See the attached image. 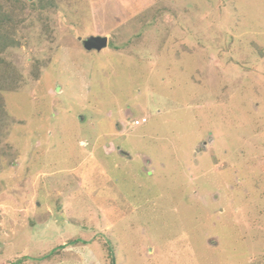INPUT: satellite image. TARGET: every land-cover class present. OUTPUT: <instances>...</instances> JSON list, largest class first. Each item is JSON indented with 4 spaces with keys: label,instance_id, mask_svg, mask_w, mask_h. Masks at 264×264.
Returning a JSON list of instances; mask_svg holds the SVG:
<instances>
[{
    "label": "rangeland",
    "instance_id": "rangeland-1",
    "mask_svg": "<svg viewBox=\"0 0 264 264\" xmlns=\"http://www.w3.org/2000/svg\"><path fill=\"white\" fill-rule=\"evenodd\" d=\"M0 26V264H264V0H0Z\"/></svg>",
    "mask_w": 264,
    "mask_h": 264
},
{
    "label": "water",
    "instance_id": "water-1",
    "mask_svg": "<svg viewBox=\"0 0 264 264\" xmlns=\"http://www.w3.org/2000/svg\"><path fill=\"white\" fill-rule=\"evenodd\" d=\"M81 40V38H80ZM83 47L87 51H102L108 47L109 40L107 37L91 36L86 40H82Z\"/></svg>",
    "mask_w": 264,
    "mask_h": 264
},
{
    "label": "trees",
    "instance_id": "trees-1",
    "mask_svg": "<svg viewBox=\"0 0 264 264\" xmlns=\"http://www.w3.org/2000/svg\"><path fill=\"white\" fill-rule=\"evenodd\" d=\"M52 5V3H50ZM3 26H0V28ZM11 45V38H10V34H6V33H0V46H8ZM112 251L111 249H109V254L111 255ZM115 259H112V263H114Z\"/></svg>",
    "mask_w": 264,
    "mask_h": 264
},
{
    "label": "built area",
    "instance_id": "built-area-1",
    "mask_svg": "<svg viewBox=\"0 0 264 264\" xmlns=\"http://www.w3.org/2000/svg\"><path fill=\"white\" fill-rule=\"evenodd\" d=\"M148 121H149V119H148V117H146V116L143 117V118H141V119H136V120H134V121L131 122V127H132V128H138V127H141V126L147 124Z\"/></svg>",
    "mask_w": 264,
    "mask_h": 264
},
{
    "label": "crops",
    "instance_id": "crops-1",
    "mask_svg": "<svg viewBox=\"0 0 264 264\" xmlns=\"http://www.w3.org/2000/svg\"><path fill=\"white\" fill-rule=\"evenodd\" d=\"M108 46H109V44H108Z\"/></svg>",
    "mask_w": 264,
    "mask_h": 264
}]
</instances>
